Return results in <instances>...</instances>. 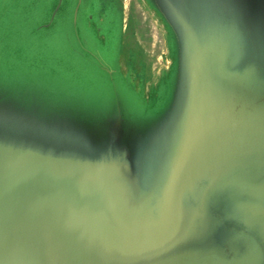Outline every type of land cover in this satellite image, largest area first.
<instances>
[{"label": "water", "instance_id": "1", "mask_svg": "<svg viewBox=\"0 0 264 264\" xmlns=\"http://www.w3.org/2000/svg\"><path fill=\"white\" fill-rule=\"evenodd\" d=\"M142 2L169 66L147 90L121 50L95 97L62 0H0V264H264V0Z\"/></svg>", "mask_w": 264, "mask_h": 264}, {"label": "rangeland", "instance_id": "2", "mask_svg": "<svg viewBox=\"0 0 264 264\" xmlns=\"http://www.w3.org/2000/svg\"><path fill=\"white\" fill-rule=\"evenodd\" d=\"M84 1L78 8L74 23L73 15L77 0H62L52 29L53 36H56L58 41V53L62 54L63 59L65 44H67L66 37L70 40L74 37L77 41L76 55H69L67 58L75 59L70 62L69 67L74 73L80 74L75 77L78 76L80 80H83L81 81L82 94L98 97L107 90L104 89L102 74L105 72L102 71L117 70L121 67L125 61L121 50L126 59L132 58L135 75L143 80L146 89L149 90L167 70L170 63L165 32L159 21L146 8L142 0H103V4L108 2L117 5L121 12V28L117 19L108 25L104 18L96 13V6L86 4ZM222 1L229 6L226 0ZM68 52L71 50L68 49ZM77 64H80L79 72ZM99 83L100 87L97 86ZM171 127V125H168V128L162 126V131L160 126L155 128L154 139L159 148L156 149V153L162 156V161L166 149L169 148L171 133L168 129L171 130Z\"/></svg>", "mask_w": 264, "mask_h": 264}]
</instances>
